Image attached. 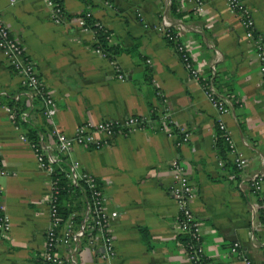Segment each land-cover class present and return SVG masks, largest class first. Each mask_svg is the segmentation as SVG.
I'll return each instance as SVG.
<instances>
[{"label":"crops","instance_id":"0c3cea01","mask_svg":"<svg viewBox=\"0 0 264 264\" xmlns=\"http://www.w3.org/2000/svg\"><path fill=\"white\" fill-rule=\"evenodd\" d=\"M61 1L69 13L90 7L91 15L111 32L120 48L114 63L125 80L94 51L93 32L74 20L54 23L45 0H0V17L35 62L55 101L50 116H43L40 102L29 99L20 76L0 52V165L7 171L0 176V204L11 222L9 236L0 241V264H52L43 258L51 224L49 176L31 150L28 128L39 130L48 156L54 128L72 136L82 123L129 116H143L146 123L116 136L98 133L99 148L76 145L57 161L65 160V173L75 162L79 172L94 174L108 211L118 212L112 225L113 263L193 264L185 257L178 208L169 193V163L177 158L194 189L191 208L201 224L209 264H243L241 256L264 264V228L253 208L259 195L250 193L247 184L250 173L264 169V90L253 46L226 1L204 0L203 12L197 13L190 0H175L179 14L170 9L172 0ZM241 1L264 36V0ZM162 14L182 22L194 61L205 63L202 77L209 75V63H215L216 88L229 103L223 120L235 147L249 161L235 178L237 169L220 164L214 147L216 112L164 37ZM9 98L27 105L16 124L6 111ZM174 128L185 129L189 140L176 146ZM226 157L234 164L230 153ZM75 216L82 217L80 222ZM84 220L83 206L62 225L71 221L76 230ZM234 243L239 255L231 251ZM57 250L69 264H103L102 241L91 230L78 242L58 244Z\"/></svg>","mask_w":264,"mask_h":264},{"label":"built area","instance_id":"2783aa9c","mask_svg":"<svg viewBox=\"0 0 264 264\" xmlns=\"http://www.w3.org/2000/svg\"><path fill=\"white\" fill-rule=\"evenodd\" d=\"M192 8L197 13H202L204 9V0H190ZM228 10L235 14L239 23L243 28L244 37L249 40L253 46L255 58L258 62V73L260 76V87L264 90V36L257 31L255 21L249 8L241 0H225ZM14 0H10L13 3ZM47 7L50 9L51 20L56 24H61L64 21V9L55 0H45ZM107 6H112L109 1H105ZM183 8V6H182ZM179 8V11L184 9ZM74 21L84 30H91L84 23V19L78 18ZM97 24L103 26L98 20ZM182 22L178 20L173 22L167 14L161 16V26L165 38L173 42L175 51L177 52L182 64L190 75L191 79L198 83L204 94L205 99L216 112V129L219 137L223 138L229 148V153L232 156V161L237 169L233 174L235 178L238 172L245 170L248 166V159L241 153L234 144L231 131L227 128L223 116L229 110L228 100L222 96L216 88V66L214 62L209 63V75L201 76V67L203 62L196 63L192 54L189 42L182 35ZM92 31V30H91ZM93 32V31H92ZM94 40V39H93ZM94 51L105 58L104 54L99 49ZM0 52L4 54L11 69L20 76L21 84L26 91L30 100H39L41 105V113L43 116L49 117L51 108L55 101L52 93L45 82L44 78L38 72L37 66L33 59L26 53L25 48L15 38L10 35L8 26L0 17ZM110 61V60H109ZM116 71V77L120 80H125V76L120 72L114 61H110ZM158 95L161 97L160 93ZM8 117L11 122L16 124L17 116L12 108L6 107ZM24 115L20 114L19 116ZM166 117V116H165ZM146 123L143 116H129L124 119H105L98 122H85L78 125L72 136H67L57 129H53L52 133L55 138L53 148H50V154L47 156L44 153L42 142H30L29 145L34 153V156L39 165L47 172L49 176L48 192L46 200L49 206V214L51 218L50 228L46 233V250L43 258L52 264H69L68 260L63 259L58 253V244H69L70 242H78L89 230L97 234L102 241L103 251L100 254L103 264H114L115 256L113 221L118 217L117 211H108L107 198L102 191L100 184L94 174L77 170L76 163H72L70 171L65 173V177L69 180L72 186H78L87 195L84 205L85 220L74 230L73 224L69 221L66 225H62L58 216L56 206L57 200V181L53 179V164L57 163L59 158H64L69 152L77 146H91L99 148L102 141L96 135L103 133L107 136H116L123 131L131 132L135 129L142 128ZM17 127V125H16ZM181 133L180 139L176 141V146L182 145L189 140V133L178 128ZM216 134V135H217ZM21 139H26L21 136ZM169 169L172 173V185L169 193L175 200L178 208V227L184 235L185 257L193 264H209L201 245V224L194 215L191 208V200L195 196L194 189L189 182L188 175L182 163L173 158L170 161ZM223 165V162L220 161ZM7 171L0 165V176L6 175ZM264 183V169L253 171L248 178L249 191L252 194L259 195L258 204L253 207L262 218V227L264 228V196L260 195L262 185ZM242 187L241 184H239ZM65 224V223H64ZM11 222L9 217L4 212V206L0 204V241L9 236ZM238 243H234L231 251L239 255ZM243 264H251L250 261L241 256Z\"/></svg>","mask_w":264,"mask_h":264},{"label":"trees","instance_id":"16d2710c","mask_svg":"<svg viewBox=\"0 0 264 264\" xmlns=\"http://www.w3.org/2000/svg\"><path fill=\"white\" fill-rule=\"evenodd\" d=\"M55 1L59 3L64 9V19H66L67 21L75 20L78 18L84 19L85 25H87L93 31L94 34V40L91 43L92 48L99 49L104 54L106 59L110 61H115V57L119 53L120 48L117 43L113 42L111 32L104 26H101L96 23L97 20L91 15L90 7H87L86 9L78 13H69L63 7V3L61 0H55ZM82 1L86 3L88 2L87 0H82ZM170 9L175 14L176 13L179 14V12H177V4L175 0L171 1ZM167 41L173 44L172 41L168 39ZM37 101L39 102L38 99ZM6 104L8 107L13 109L16 115H18L17 120H20L19 115L25 109H27V105L25 101H21L19 99L16 100L13 98H9L6 100ZM156 118L157 117H155V119ZM173 131L177 135V140L180 139L181 133L178 131V129L174 128ZM38 133L39 130L37 128L29 127L27 133V137L29 141L35 143L38 142L40 140ZM214 147L218 155L220 156L221 161L223 162V166L225 168H230L233 169V171L234 170L236 171L235 165L231 164V162L226 157V155L229 153L228 145L223 138L218 136V134L214 138ZM65 167H66L65 160H60L59 162L53 164V173H52L53 176L52 178L57 181V189H58L57 200H56V206L58 209L57 217L60 219V222L62 224L68 219V217L72 213H74V211L79 210L80 208L82 209L87 199L86 196L87 194L83 192L80 187L72 186L69 180L65 177V172L63 171ZM74 219L76 222H80L82 217L75 216ZM183 240H185V237L183 238Z\"/></svg>","mask_w":264,"mask_h":264}]
</instances>
